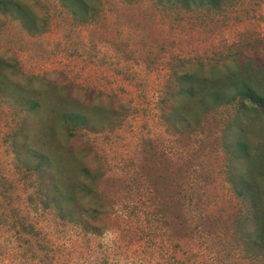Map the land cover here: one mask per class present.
I'll return each instance as SVG.
<instances>
[{"label":"rangeland","instance_id":"374dc122","mask_svg":"<svg viewBox=\"0 0 264 264\" xmlns=\"http://www.w3.org/2000/svg\"><path fill=\"white\" fill-rule=\"evenodd\" d=\"M23 1L48 24L33 35L0 9V58L17 63L0 79L40 102L27 109L0 89V264H264L239 243L244 203L233 178L262 169L253 158L264 153V110L197 108L186 125L170 98L180 63L178 74L229 68L264 90V0L218 11L87 0L77 15L61 0ZM67 95L112 114L69 137L54 120ZM52 125L56 159L70 156L59 162L67 182L81 183L75 203L53 192V167L36 168ZM240 132L253 157L237 155Z\"/></svg>","mask_w":264,"mask_h":264},{"label":"trees","instance_id":"16d2710c","mask_svg":"<svg viewBox=\"0 0 264 264\" xmlns=\"http://www.w3.org/2000/svg\"><path fill=\"white\" fill-rule=\"evenodd\" d=\"M61 1L64 6L71 8L76 15L78 13L83 14L90 7L87 0ZM227 1L228 4L233 5L239 0H156L165 9L178 11H193L198 8L218 11ZM0 9L5 13L10 12L14 14L33 35L43 33L47 29L48 22L40 18L33 7L23 0H0ZM81 19L85 21L88 17H82ZM184 67L185 63L175 65L174 72L177 76L171 84L170 98L178 99V105L171 112H175L176 116L179 115L181 122H184L186 125H192V120L200 116L201 112H198L197 108H200L202 112H207L237 101L244 108L259 106L264 110V90L260 86H257V83L253 79L244 74L237 76L229 68L222 72L218 69L214 72H208L204 67L200 70H182L178 74V70L180 71V68ZM5 69L16 71L17 63L0 58V71ZM5 75L6 77L3 80L0 79V89L21 100L24 105L26 104L27 109L36 110L40 106V102L29 94L22 93L16 85V81L11 79L6 73ZM174 84L177 87H174ZM61 103L63 104L56 110L54 120L63 125L69 137L75 136L76 131L81 128L87 126L99 127L112 114L111 110L106 109L102 105L90 106L68 95L64 100L62 98ZM56 135V129L52 125L50 136L47 138L51 152L35 153L38 159L36 168L41 169L46 167L49 169L53 167L56 170L53 192L58 193L64 202L75 203L82 196L80 192L81 183L79 179H77L76 183L67 182L68 176L66 172L69 169L66 163L62 164L67 155L65 154L62 157V161L56 159L58 147H60L59 144L57 147L55 146ZM248 145L249 143L245 141L240 132V136L235 143L237 155H241L242 152L250 156L251 151ZM67 152L70 155L74 153L73 151L69 152V150ZM262 154L264 153H255V157L253 158V169L259 170L262 166L259 172L237 173L233 176L236 179L234 181L235 190L244 203V214L237 221V228L241 231L239 243L246 252L245 254L255 262L260 260L261 256L264 255V192H262V187L258 183V181L264 180V158ZM59 162L62 163L60 164ZM80 173H84L88 178H92V174L89 173L87 167H82ZM84 188L86 191L92 193L90 189H87V186ZM249 225H253L251 230L248 229Z\"/></svg>","mask_w":264,"mask_h":264}]
</instances>
